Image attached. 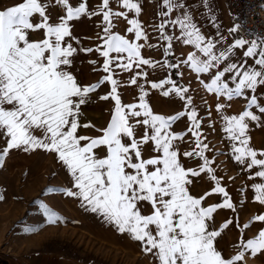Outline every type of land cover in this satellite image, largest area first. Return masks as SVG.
Wrapping results in <instances>:
<instances>
[{"label":"snow or ice","instance_id":"snow-or-ice-1","mask_svg":"<svg viewBox=\"0 0 264 264\" xmlns=\"http://www.w3.org/2000/svg\"><path fill=\"white\" fill-rule=\"evenodd\" d=\"M109 2L102 0L99 12L88 13H102L104 35L102 44L95 49L80 50L98 52L104 58L102 69L108 74L98 83L87 86L80 84L70 70L77 48L65 42L66 37L72 36L69 22L87 12L85 3L73 8L69 0H22L0 9V137L6 141V147L0 152V167L12 149L26 153L37 149L54 153L66 167L72 187H49L47 191H60L78 198L81 207L99 214L118 232L127 233L134 241L140 242L142 251L151 254L155 264H242L247 251L255 256L264 250V230L247 241L241 237L238 245L241 250L231 258L222 256L214 246L221 231L232 221H225L221 230L210 229L214 223L213 214L217 209H233L234 205L215 175L211 166L213 162L205 155L208 145L201 139V123L193 99L187 95L189 88L177 86L171 77L151 84L153 89L171 85L163 96L174 94L185 102L184 110L175 115L154 113L143 86L140 87L138 104L122 103L119 81L113 77L111 66L115 64L122 71H131L134 65L138 68L141 65L155 67L158 62L141 55L144 44L112 31V18L127 13L113 12ZM53 5H62L66 9V16L59 17L55 24L50 23L46 14ZM122 5L135 10L137 15L141 12L140 4L133 0H122ZM182 7L184 5L177 0H162L160 14L167 17L174 9ZM34 14H38L39 22L33 23ZM128 24L131 27L127 31L134 33L135 41H147L148 36L138 19L128 20ZM169 25L179 26L183 43L198 50L199 55L191 52L181 63L197 74H211L210 83L201 81L209 93L231 101L233 97L245 95L246 90L256 93L258 88H264V38H238L218 51L217 43L226 38L220 36V41L206 38L192 16L185 12L175 20L162 19L157 26L161 39L167 41L165 55L172 48L173 37L165 31ZM239 27L235 25L229 31L235 33ZM38 30L44 31L45 38L32 40L29 32ZM236 49H246L240 63L231 62ZM113 53L117 55L113 56ZM247 58H254V64L249 65ZM179 66L167 64L168 68ZM226 73L230 74L235 87L229 86ZM141 75L146 77L147 73H136L137 77ZM104 82H110L111 90L100 99L114 101L110 122L105 128L98 129L101 135L97 137L78 135L79 128L94 127L90 123H80L81 108ZM129 83L137 84L136 77ZM225 107L224 103H216L217 111L222 112ZM253 107L264 114V105L255 94L248 100L246 110L239 115H222V119L224 131L233 142L235 160L248 169L260 166L261 170L255 175L264 177V159L257 158L258 153L250 147L247 135V120H260L251 110ZM184 116L191 122L187 131L195 137L196 146L191 151L181 152L179 142L187 133H174L171 128ZM138 128L143 129L139 136ZM146 146L149 147L146 149ZM99 150H103V155L98 154ZM146 150L149 152L147 158ZM260 155L264 156V152ZM181 156L199 157L203 162L198 168H186L181 163ZM202 173L209 175L215 186L197 197L190 188ZM253 187L256 201L264 204V183ZM212 194H221L223 203L205 206L204 201ZM3 199L4 196L0 195V201ZM143 204L150 205L148 214L142 212ZM41 207L48 224L62 219L47 204L41 202ZM253 219L264 222V214L255 215ZM248 227L247 223L243 225L245 229ZM25 231L34 229L26 228Z\"/></svg>","mask_w":264,"mask_h":264},{"label":"rangeland","instance_id":"rangeland-1","mask_svg":"<svg viewBox=\"0 0 264 264\" xmlns=\"http://www.w3.org/2000/svg\"><path fill=\"white\" fill-rule=\"evenodd\" d=\"M19 2L22 0H0V9ZM81 3L86 4L87 12L69 22L72 36L66 37L65 42L71 43L73 47L77 48V53L72 58L73 64L70 70L75 76L84 75L88 82L87 85H91L98 83L103 76L108 74L102 69L104 58L96 51L89 53L80 49H95L97 45L102 44L101 37L104 35L103 27L105 26L102 13L88 14L99 12L102 0H69V4L73 8L78 7ZM109 4H112L111 0ZM62 7V5H53L48 8L46 14L50 17V23H58L59 17L66 16ZM109 7L113 12H118L114 5H109ZM144 10L147 18L143 28L148 39L147 41L141 39L136 43L145 45L141 49V55L144 58L158 63L155 67L141 65L138 68L134 65L132 70L126 74L122 73V70L117 68L115 64L111 66L113 77L119 81V86L122 84L125 86L124 89L118 86V92L125 95L124 99L121 97V101L123 104H138L140 87L143 86L144 90L148 92L146 99L154 113L170 116L183 111L185 102L174 94L168 97L163 96V92L171 85H165L163 89H153L151 84L159 83L161 80L171 77L176 81L177 86L189 88L187 95L192 97L201 123L199 130L201 139L208 145L205 155L213 162L211 166L215 170V175L220 180L221 186L227 190L234 205L233 209H217L216 213L213 214L214 223L210 225V229L221 230L225 221H232L228 228L223 229L221 235L214 241V246L221 252L222 256L231 258L241 250L238 246L241 237L247 241L255 238L259 231L264 230V222L253 219L255 215L264 214V204L256 201V190L253 187L254 184L264 183V177L255 175L257 171L261 170L260 166L248 169L246 165L235 160L232 152L233 142L224 131L225 123L222 115H239L246 110L251 95L257 94L251 93V90H246L245 95L233 97L229 101L227 97H219L215 93H209L201 81L210 83L211 74H197L187 64L181 63L187 59L189 53H198V50L193 45L183 43V39L180 38L179 26L169 25L165 31L173 37L172 48L169 54L165 55L164 49L167 47V41L161 39L157 28L162 21L160 13H157L155 4H145ZM117 18H112V31L119 34L120 26ZM31 19L33 23L40 20L38 14H34ZM164 19L167 18L164 17ZM230 27H234L232 21ZM229 29L227 31L231 35L229 44L233 43L235 39L242 38L238 31L232 33ZM29 36L36 41L45 38L43 30L30 31ZM229 44L222 46L220 50L227 48ZM244 50L246 49H238V57L235 59L237 63L241 62ZM112 55L115 56L116 54L113 53ZM91 61H96V63L92 64ZM231 62H233V57ZM167 64H179L180 66L168 68ZM252 64H254V58ZM134 69L138 72H146L147 76L137 77V72L134 73ZM133 77L137 79L135 85L129 83ZM225 79L230 87H235L230 74L226 73ZM108 83L109 85H106L105 88L101 84L95 91L99 93V97L110 92L111 84ZM259 99L260 103L264 105L262 98L259 97ZM218 101L226 105L222 112L216 109ZM112 106L114 109V105ZM251 110L260 117V120H247L249 145L257 151V158L264 159V156L260 155V152H264V114H261L256 107ZM87 118L84 113L80 116V119L83 120ZM132 122L134 123V120ZM190 126L191 122L187 116L182 117L172 125V132L187 133L184 140L179 142L181 152L191 151L196 146L195 137L187 131ZM142 131L143 129L138 128L137 135L139 136ZM37 134L39 135V133ZM5 147L6 141L0 137V152ZM147 147L149 146H146V149ZM148 155L149 152L146 150L145 158ZM180 160L186 168H198L203 162L199 157L181 156ZM214 186L215 181H212L209 175L202 173L198 179L193 181L190 192L199 197ZM49 187H72L66 167L58 160L56 154L40 149L27 153L19 149H12L4 157L3 166L0 167V195L4 196V199L0 201V259L9 262L8 258L20 259L32 251L40 250L59 252L89 264H155L151 254H145L142 251L141 243L138 244L139 246L130 249L102 245L97 237L90 233L89 227L100 224L103 217L81 207L78 198L69 197L60 191L48 192ZM223 199L221 194H212L204 201V205L223 203ZM41 202L57 212L62 219L55 224H48ZM141 210L144 214H148L151 211L150 205L143 204ZM246 223L249 224V227L245 229L243 225ZM26 228H33L34 231L27 232L25 231ZM0 264L2 263L0 262ZM242 264H264V250L255 256L251 254L250 250L247 251Z\"/></svg>","mask_w":264,"mask_h":264},{"label":"crops","instance_id":"crops-1","mask_svg":"<svg viewBox=\"0 0 264 264\" xmlns=\"http://www.w3.org/2000/svg\"><path fill=\"white\" fill-rule=\"evenodd\" d=\"M111 1L112 4L109 5H114L115 7H117L118 12L127 13L126 16L117 18L118 25L120 26L119 34L125 36L127 39L133 42L137 41H135L134 33H130L127 31V28L131 27V25L128 24V20L138 19L143 27L146 24L147 18L144 10L145 4H155L157 13H161L162 11V0H133L134 3L140 4L141 12L139 15L136 14L135 10L124 8L122 5V0ZM177 2L182 3L184 7L174 9L165 18L169 20H175L177 17H182L185 12H188L192 16L193 22L197 25V27H199L201 33L206 38H215L217 41H220V36L226 38L225 40L217 43L218 51L222 46L229 44L231 35H229L227 31L229 28L231 29V21L234 26V20L231 15V0H177ZM62 9L66 12L64 6L62 7ZM163 10H166V8H164ZM160 19H164L161 14ZM226 42L228 43L226 44ZM232 57L233 62H236L235 59L238 57V49L235 50V55H233ZM252 59L253 58H248L249 65H253ZM121 72L126 74L130 71ZM136 72H138V70L134 69V73ZM76 78L80 84L87 86L88 82L87 79H85L84 75H77ZM106 85H109V83H103L104 88L106 87ZM119 88L124 89V84L119 86ZM256 94L258 97L262 98V101H264V88H258ZM90 97L91 98L89 102L86 105L82 106L81 110V114L84 113L88 118L84 120L80 119V123H90L91 125H94V127H81L78 129V135L97 137L101 135V132H99L98 129L105 128L110 122L113 111L112 105H114V101L112 99H109L107 101L101 100L98 92L90 94ZM120 97H123L124 99L125 95L121 93ZM98 154L103 155V150H99ZM89 229L91 230L90 233H93L102 245L105 244L114 248L130 249L132 247L139 246L138 244H140V242L134 241L129 234L118 232L114 225L108 223L104 219L100 224H98L97 226H91L89 227ZM8 259V263L10 264H89L73 257L62 255L59 252L40 250L32 251L27 256L20 259Z\"/></svg>","mask_w":264,"mask_h":264},{"label":"built area","instance_id":"built-area-1","mask_svg":"<svg viewBox=\"0 0 264 264\" xmlns=\"http://www.w3.org/2000/svg\"><path fill=\"white\" fill-rule=\"evenodd\" d=\"M231 15L242 38H264V0H231Z\"/></svg>","mask_w":264,"mask_h":264},{"label":"trees","instance_id":"trees-1","mask_svg":"<svg viewBox=\"0 0 264 264\" xmlns=\"http://www.w3.org/2000/svg\"><path fill=\"white\" fill-rule=\"evenodd\" d=\"M0 262H1L2 264H10V263H8L7 261H5L4 259H0Z\"/></svg>","mask_w":264,"mask_h":264}]
</instances>
